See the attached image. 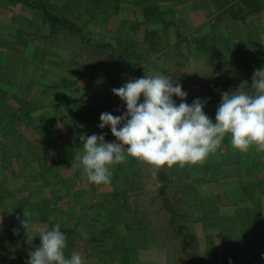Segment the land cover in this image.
<instances>
[{
  "label": "trees",
  "instance_id": "obj_1",
  "mask_svg": "<svg viewBox=\"0 0 264 264\" xmlns=\"http://www.w3.org/2000/svg\"><path fill=\"white\" fill-rule=\"evenodd\" d=\"M69 2L12 0L13 4L35 7L42 12V25L35 35L47 36L49 40L59 32L79 35L82 39L78 42L82 46L88 44L94 51L104 54V67L98 70L100 76H92V79L98 78L111 89L124 78L133 80L144 77L146 73L160 72L181 83L188 94L185 102L189 105L198 98L206 101L204 111L213 122L222 102V93L231 94L241 87V91L255 94L251 88L250 72L264 69V63L254 58L242 59L238 50L232 47L231 37L225 38L219 30L215 33L212 26L219 28V19L216 18L225 14H231L232 20L243 23L248 16L263 11L260 0H82L78 6H71ZM109 8L112 13L107 17ZM193 9L202 11L207 19L206 24L196 29L189 18ZM88 23L102 25L107 39L100 37L96 40L92 36L96 34L95 30H90L84 41L83 32ZM208 24L211 30L203 31ZM196 32L202 36L194 42L185 36ZM177 54L187 59L190 56L195 58V55L199 59H211L214 66H222L227 75L221 76L224 81L220 82L216 79L218 71L212 74L204 70L196 74H174L171 71L180 62L162 63V60L174 59ZM228 56L231 60L227 59ZM107 65H111L113 74L117 75L114 81L106 69ZM87 67L93 71V66ZM236 73L237 79L233 81ZM114 99L121 100L120 97ZM173 99L177 104L182 102L179 97L174 96ZM36 165V179L45 178L48 174L39 172V160ZM111 171V184L99 185L107 191L97 194L99 208L93 206L100 209L97 214L100 211L102 214L98 217L92 215L89 224L84 226L85 233L94 231L91 242L99 243L101 250L104 249L102 256L101 252L96 256V264H264V257L245 256L248 240L264 243V152L253 149L242 153L232 147L228 135L202 166H174L160 170L155 176L161 185L155 214L158 220L163 217L165 224L158 229L154 227L153 214L138 200V192H142L144 164L128 157L125 163L115 165ZM150 172L152 174L151 167ZM53 176L49 181L59 183L60 180ZM229 178L236 181L238 194L235 191L229 194L230 191L223 189ZM170 186L175 192L171 196ZM69 187L76 188L75 184ZM67 195L59 194L54 202H62ZM85 195L86 192L83 197ZM53 211H50V216L55 219L57 216ZM90 223L99 226H90ZM74 228L80 230L78 224ZM61 231L67 236L76 233L75 229L61 228ZM12 232L9 231L7 236L0 232V264H22L26 261V258L23 261L15 258V251L7 247V241H11V246L20 245ZM79 235L77 240L69 236L65 251L70 256L78 253L76 245L82 241ZM245 236L248 237L247 243ZM20 242L24 247V242ZM41 244L39 239L30 241L33 251ZM106 246L113 257L105 254ZM84 264H87L86 259Z\"/></svg>",
  "mask_w": 264,
  "mask_h": 264
},
{
  "label": "rangeland",
  "instance_id": "obj_2",
  "mask_svg": "<svg viewBox=\"0 0 264 264\" xmlns=\"http://www.w3.org/2000/svg\"><path fill=\"white\" fill-rule=\"evenodd\" d=\"M81 2L82 0H70L69 3L71 6H78L81 5ZM260 2L264 8V0H260ZM261 12L262 11H260L259 14H261ZM109 13H112L110 8L107 10V17ZM41 14L42 12L35 9V7H26L20 3L13 4L12 0H0V86L2 88L0 91L3 90L2 93L6 92L7 95L8 93L10 94L16 91L15 93L20 96V99L22 98V94H24V98L26 99L30 97L27 101L21 99L20 106H30L34 108L45 107L46 110H49L46 111V114L48 112L52 113L48 117L56 120L57 125L62 128V138H58L59 140L57 141L59 143H66L67 145L65 147H60L61 154L59 155L62 156L63 154L65 156V161L69 163V168L65 172L68 173L69 176L66 180H63L65 185H63L64 187L62 188V192L68 194L66 199L62 196V202L68 205L66 209L57 212L58 214L61 213L64 219V223L60 227L62 229H75L76 233L68 236L66 235L67 244L69 243L70 237L77 240L79 239V237H77L78 234H81L79 236L82 237V241L77 243L76 250L86 259L87 264H96L98 262V257L96 256H98L99 252L102 253L100 254L102 256L104 249L101 250V245H99V243L91 242V234H93L94 231L91 232L87 230L88 233H85L84 231L86 230L84 226L89 224L92 215L98 217L99 214H102L101 211L97 214V211L100 210L98 209L100 199H98L99 197L97 194L107 191H103V188H100L101 186H98V189L97 186L94 187L93 184L89 183L83 171V166L80 165L78 161L74 160L76 155L83 154L82 141L80 140V137L83 135H104L106 133V142H118L111 133L110 126L104 129L99 127L102 123L100 116L105 112L111 113L114 116H121L127 111V107L124 101H116L114 99L118 96L112 92L108 84L99 81L98 78L92 79V76H100L99 71L101 67H104L103 64L106 56L101 54V52L98 53L94 51L88 44L82 46V43L78 42L80 41L78 39H82L79 35L72 36L67 35L65 32H59L56 34L55 38H51L50 40L47 36L42 37L41 35H35V33H37L36 30L42 25ZM216 19H219L218 24L220 27L212 26L215 33L219 30L225 38L231 37L230 39L232 41L244 36L242 24L245 23L244 25H246L247 19H245L243 23H240L230 19L227 14ZM215 20H213V22H215ZM251 24V22H248L246 26L251 29ZM102 27V25L96 26L90 23L86 24L83 32L84 41L87 39V34H89L90 30H95L96 34L92 36H94L96 40H100V37L107 39L108 35L103 32L105 29ZM205 29L211 30L210 24L206 25L203 31ZM99 30L101 31L99 32ZM185 36L188 40L194 42L195 39H199L202 35L196 32L194 34H185ZM240 42H242V44L247 43L246 46L238 49V55L242 56V59L248 61L254 58L264 63V43L263 45L259 44L258 41L255 40V37L253 38L252 36H249L247 41L244 38L240 40ZM256 43L261 46L260 50L253 49V47L257 45ZM50 44L52 46L51 48ZM196 58V55L195 58L190 56L187 59L177 54L174 59L171 57L164 58L162 63H173V61L178 60L180 64L171 71L178 75L189 73L196 74L203 70L209 74L218 71L216 79L220 82L224 81L222 79H224L223 77L227 74L222 66L216 68L211 59L204 60ZM227 59L231 60V56H228ZM87 66H93V71L91 72ZM106 69L114 81L117 75L113 74V67L107 65ZM32 72H34V78H37L35 79L36 82L33 84L35 85L33 87L29 84L34 81V78L31 80ZM254 73V70L250 72V81H252ZM12 77L13 79H11ZM27 77H30V79L27 80ZM7 78L13 81L9 82ZM236 79L237 73L233 81ZM129 81V79L124 78L120 84L114 88H120ZM179 84L181 83L179 82ZM0 101L2 100L0 99ZM53 155L56 156L57 154ZM42 157L45 159L44 156ZM73 161L76 164L74 167ZM53 165L54 164L50 167L53 168ZM74 175H76L77 178H74ZM230 179L231 178H229L227 183H224L223 189L230 191L229 194H231L232 191L238 194L237 184H235L236 181ZM39 180L38 178L36 181L38 182ZM74 184H77V189L72 187ZM69 186H71L72 189ZM160 186V182L151 174L150 166L144 164L142 192H138V200L143 206H147L149 212L153 214L152 218L155 229L163 227L165 224V219L162 217L158 220V216L155 214V212H157V206L159 205L157 192ZM169 190L171 191L170 196L175 193L172 186L169 187ZM85 192L87 193V195L84 196L86 198L83 197V193ZM70 193L72 195H70ZM63 195L65 196V194ZM50 201H54V199ZM93 206H97L98 208ZM34 208L37 209L38 207L35 206ZM90 210L93 212H90ZM38 213L43 214L41 211H37V214ZM1 222L2 219L0 216V224ZM57 224H59V222ZM75 224L79 225L80 230L79 228H74ZM92 224L90 223V226H99L97 223ZM53 226H50L49 230H51L50 228ZM18 229L19 228H16L15 231L13 229L12 233L13 236L15 235L18 239L17 243L20 245L11 246L13 245L11 241H7L6 244L9 250L13 249L15 251V258H20L22 261L26 258V261L22 264H27V261L30 259L28 253L33 251V249L30 245L25 247L22 246L21 240L19 239L20 236H17L16 233ZM8 232L9 230H3L1 233L7 236ZM5 236L4 238H6ZM247 238L248 237L245 236L246 243ZM34 239L36 241L38 239L41 240L40 237L38 239L33 237L32 240ZM106 242H110V240H106ZM248 246L249 248L245 250V256L247 258L254 255L260 257V259L264 257V243L257 240L252 242L248 240ZM109 253L110 250L106 246L105 254H108L109 257H113V255ZM65 255L69 258L71 257L66 251ZM105 256L108 257L107 255ZM99 258L102 259L100 256Z\"/></svg>",
  "mask_w": 264,
  "mask_h": 264
},
{
  "label": "clouds",
  "instance_id": "obj_3",
  "mask_svg": "<svg viewBox=\"0 0 264 264\" xmlns=\"http://www.w3.org/2000/svg\"><path fill=\"white\" fill-rule=\"evenodd\" d=\"M251 88L255 94L241 91V87L231 94L222 93L213 122L204 111L206 101L198 98L189 105L185 102L188 94L176 79L160 72L146 73L112 89L126 104L123 115L105 112L100 116L99 127L110 126L118 142H106V133L83 135V154L74 161L83 166L88 182L99 186L111 184V169L128 157L149 165L153 176L165 167L202 166L228 135L232 147L242 153L264 152V69L255 71ZM174 96L182 102L177 104ZM23 215L27 219L21 224L28 232L30 213L24 210ZM39 237L42 244L28 253L27 264H84L79 253L70 258L65 255L67 237L59 224L42 229Z\"/></svg>",
  "mask_w": 264,
  "mask_h": 264
},
{
  "label": "crops",
  "instance_id": "obj_4",
  "mask_svg": "<svg viewBox=\"0 0 264 264\" xmlns=\"http://www.w3.org/2000/svg\"><path fill=\"white\" fill-rule=\"evenodd\" d=\"M254 14L248 16L246 22V25L251 22L252 28H248L243 23L244 36L232 41L231 45L235 50L246 46L247 43L242 44L240 40L245 38L247 41L249 36L255 37V40L263 45L264 11L261 14ZM227 15L230 19L233 18L231 14ZM189 18L195 29L199 25L207 23L202 11L193 9L189 13ZM259 44L253 49L260 50L261 46ZM32 78H34V72L31 74V80ZM29 79L30 77H27V80ZM35 79L37 78H34L33 83H29L32 87L35 86L33 85L36 82ZM7 80L9 82L13 81L10 78H7ZM0 89H2L1 86ZM2 91H0V99L2 100L0 101V216L2 219L0 232L3 230L12 231L13 229L15 231L16 228H19L16 232L17 236H20L19 239L24 242L25 246H29L30 241H35V239L32 240L33 237L39 238L42 229L49 230L50 226L56 225L58 222L59 225L64 223L63 216L61 213L57 214L56 210L66 209L68 204L50 200L56 199L59 194H66L62 192V188L65 185L63 180H66L69 176L68 173H65L69 168V163L65 161L63 154L62 156L59 154H61L60 147H65L67 144L57 141L62 138L63 130L57 125L56 120L48 117L52 114L50 112L46 114V111L49 110H46L45 107L20 106L21 99L27 101L30 97L26 99L22 94L20 99V96L15 93L16 91L8 93V95L6 92L2 93ZM31 93L33 94L32 91ZM37 160H39L38 168L41 169L39 172L48 174L50 178L47 175L45 178L40 177L38 182L36 181V174L38 173ZM52 164H54V169L50 167ZM53 174L62 182L59 181L58 183L56 181L53 183V181H49L54 177ZM73 177L77 178L76 175ZM75 187L77 188L76 184ZM35 206L38 208H34ZM24 210L30 213L29 219L32 231L30 230L28 233L24 231L25 229L21 224L22 220L27 219L23 215ZM51 210L56 212L55 216L57 217L55 219L50 216ZM37 211L44 213L37 214L35 213ZM18 216L20 217L19 220L17 219Z\"/></svg>",
  "mask_w": 264,
  "mask_h": 264
}]
</instances>
